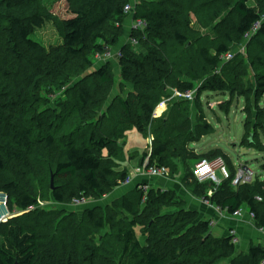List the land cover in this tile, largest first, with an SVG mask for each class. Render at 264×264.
I'll return each instance as SVG.
<instances>
[{"label":"trees","instance_id":"trees-1","mask_svg":"<svg viewBox=\"0 0 264 264\" xmlns=\"http://www.w3.org/2000/svg\"><path fill=\"white\" fill-rule=\"evenodd\" d=\"M60 1L0 0V192L22 211L0 223V264H262L263 245L239 251L234 235L214 236L211 220L184 208L170 188L141 184L81 216L39 203L52 175L60 178L49 190L58 203L103 198L125 183L124 145L135 129L154 137L142 165L166 167L171 176L182 165L194 194L231 214L247 206L264 228L262 176L233 184L237 168L221 148L190 146L213 128L189 116L194 92L228 93L248 105L264 97V0H66L68 16L53 10ZM127 4L147 24L131 29L137 44L121 46L127 93L111 96L115 67H93L92 59L122 40ZM50 22L62 42L33 37ZM172 92L180 98L154 117ZM259 113L256 131L264 125ZM252 147L264 149L260 141ZM219 156L230 178L199 181L193 161Z\"/></svg>","mask_w":264,"mask_h":264},{"label":"rangeland","instance_id":"rangeland-1","mask_svg":"<svg viewBox=\"0 0 264 264\" xmlns=\"http://www.w3.org/2000/svg\"><path fill=\"white\" fill-rule=\"evenodd\" d=\"M250 3L256 5L257 1L251 0ZM134 4L135 5L137 4V0L134 1ZM53 10L55 12H58L61 16H68L69 9H68L67 1L63 0L57 2V6H54ZM132 25H133V18L131 15H128L123 23V28H124L123 38L116 46L112 48L111 53L113 54H111L109 59L105 58L104 56L103 57L95 56L92 59L94 63L93 67L106 64V62L109 61L115 67L114 72L116 73L117 79L112 87L111 96L120 92V89L122 90L120 63H119L120 57L118 55V52H120L121 49L119 46L122 45L128 39L127 34L131 32ZM33 37L45 42L47 45L56 44L63 41V37L58 33L57 28L54 26L52 22L47 23V25L43 28L37 29L33 33ZM122 91L127 93V90H122ZM61 92L62 91H60L59 94ZM62 94H63L62 98L66 100L67 99L66 95H64V93ZM177 94L178 93L176 92H172L171 97L166 98L165 101L161 104L164 105V107L161 109H159L161 105L157 107V109L155 110V115L157 117H161L163 115L168 114V112L170 111V106L173 105V100H176V98H180L178 97ZM56 97L57 95L52 96V98L55 100L57 99ZM181 97L183 99L186 96H181ZM189 102H190L189 116L191 117L193 123L196 124L197 121L208 122L212 125L213 128V132L205 135L204 138H202L199 141V143L195 142L190 146L193 149H197L198 151L201 152H206L216 148H221L228 155V157L232 159V161L236 165L235 168H237V170L241 166H247L254 171L255 175L260 174L262 176L261 178L264 179V149H257L255 147H252V145H255L256 142L259 141L264 145V125L261 126V129L257 131L255 129L256 124H259L260 126L261 123L263 122L262 121L259 123L260 117H258V112H260L259 115L261 117L264 116V97L261 98L258 104L253 99L252 101L253 104L248 105L246 100H244L243 98L231 97L228 93L204 92L200 97H198L197 92H194L193 94L189 95ZM55 104L56 103H51L50 106L54 107ZM202 114L205 115V119H202L201 116ZM245 121L248 122L246 128H245ZM148 139L149 142H152L154 139L153 135H150ZM127 142H128V136L126 138L125 144ZM126 148L124 149L126 150ZM132 149H134V146H130L128 148V151ZM137 149H139V153L141 155L139 160L140 162L145 153L151 154L152 146L148 145V147L146 148L144 146L143 147L138 146ZM135 153L136 152H133L132 154ZM125 156H126L125 159L126 161L129 158V156L126 155V153ZM201 159L203 160V158H200L197 161H193L194 165L198 164L201 161ZM135 162L137 164L138 159ZM136 164H133L132 162H126L122 164V169L124 170L127 169L129 172H131L132 166ZM180 171L181 173H185L182 165L180 166ZM168 174H170L169 169H168ZM217 175L220 178H223L219 170L217 171ZM169 176L170 175L168 176L166 175V177ZM52 178L54 181V185L58 186L57 183L58 180H60V178L55 175L50 176L48 181L49 185L51 186ZM72 180L73 179H68L67 182L72 183ZM50 186L44 188L46 190L45 194L47 196L45 197V200H40L39 203L40 206L47 209H53V208L59 209L65 211L66 213L77 212L81 216L86 208L94 207L95 204H97L96 202L98 201L101 202H99L97 205L102 204L103 206L107 205L106 202H110V203L112 202L111 201L112 197L109 198L104 197L103 200L102 198L95 199L92 197H87L86 198L87 202L81 205L73 204L72 200L66 203H58L55 201V199L52 196L51 193L52 191L50 189ZM41 191L42 192L44 191L43 188L41 189ZM116 195H119L117 198H120L124 194H120V192H116L114 193V197H116ZM5 199L7 200L6 207L10 212L9 218L18 216L22 213V211L18 207L12 206L15 202L14 199L11 200L8 197L6 198L4 194H0V200H1L0 203L2 205ZM2 205H0V212H5L6 209L5 207L3 208ZM102 233H104V231H102ZM141 241L144 243L145 242L144 238H141ZM262 243L264 242L262 241ZM238 250L240 251V248H238Z\"/></svg>","mask_w":264,"mask_h":264},{"label":"crops","instance_id":"crops-1","mask_svg":"<svg viewBox=\"0 0 264 264\" xmlns=\"http://www.w3.org/2000/svg\"><path fill=\"white\" fill-rule=\"evenodd\" d=\"M127 35L128 39L123 44L129 42L130 40L129 33ZM122 45H120L119 47L121 48ZM155 117L157 116L155 115ZM148 138L143 137V135L135 129L132 130V132L128 133V142L124 145V148H127L126 150H124L126 151L125 153L129 156V158L122 164L126 162H132L133 164H136L135 161L137 159L138 163L132 166L131 172H129L127 169H123L129 174L126 182L122 183L120 186L113 189L112 192L105 195V198L112 197L111 201H114L113 199H117V197L119 196L116 195V197H114V193L120 192V194H125L141 184H147L148 186L153 188H170L175 190L178 195L184 200V208L197 210L200 214V219L202 220H211L212 233L214 236H232V233L235 231V238L238 240L237 247L240 248V251L247 252L252 244H261L264 246V243H262V241L264 242V232L260 231L256 226L255 219L250 215V211L247 206H244V208H242L241 215H234L229 213L227 209H221L219 206L205 199L204 197L197 196L190 188L186 187L183 183L186 174L185 169V173H181L180 171V173L176 176H171L170 174H168L170 175L169 177L154 176L145 171L143 165L141 164V161L139 162L141 155L137 147L144 146L146 148L148 147V145L152 146L153 141L149 142ZM202 138H204V136ZM130 146H134V149L128 151V148ZM195 150L197 152H201L197 149ZM133 152L136 153L132 154ZM196 165L197 164L194 165V163H192L193 171L195 170ZM104 197L102 198V200L104 199ZM99 202L101 201H98L96 203L98 204ZM109 203L110 202H106V204ZM97 204H95V206Z\"/></svg>","mask_w":264,"mask_h":264},{"label":"built area","instance_id":"built-area-1","mask_svg":"<svg viewBox=\"0 0 264 264\" xmlns=\"http://www.w3.org/2000/svg\"><path fill=\"white\" fill-rule=\"evenodd\" d=\"M125 11L126 13H128L129 15H131L133 17V14L135 12L134 10V5L132 4H127L125 6ZM146 21L142 20V19H133V25L132 28L133 29H144L146 27ZM257 30V28H255V31ZM133 44H137L138 41L136 39H131L130 40ZM111 50L108 51V53L105 55V57L107 59H109V57L111 56ZM119 57H121V50L120 52H118ZM233 53H228L226 55V60H230L232 59ZM147 161L146 163L143 165V168L145 171H147L148 173L152 174V175H156V176H166L168 175V168L166 167H159V166H152V167H147ZM220 171L222 174L223 178H220L217 175V171ZM195 176L197 177V179L199 181H212L213 183H215L216 185L220 184L222 180L226 179V178H230V170L226 164V161L223 157L219 156L216 157L214 159L208 160V159H204L201 160L195 167V170L193 171ZM255 173L252 169H250L247 166H241L236 173L235 178L233 179V184L237 185V184H241V183H247L253 180V178L255 177ZM7 196V195H6ZM5 196V197H6ZM7 198V197H6ZM73 204L75 205H81V204H85L87 202L85 197H80V198H74L72 200ZM1 204V203H0ZM7 204V200L5 199L3 201V206L5 207L6 211L5 212H0V221L1 222H5L9 219L10 217V212L6 207ZM242 214V209L235 211L234 215H241ZM250 215L252 216V218L255 217V215L253 213L250 212ZM260 231L264 232V228L261 227L259 228ZM235 231L232 233V235L235 236ZM234 241L237 242L238 240L236 238H234ZM262 264H264V261L262 262Z\"/></svg>","mask_w":264,"mask_h":264},{"label":"water","instance_id":"water-1","mask_svg":"<svg viewBox=\"0 0 264 264\" xmlns=\"http://www.w3.org/2000/svg\"><path fill=\"white\" fill-rule=\"evenodd\" d=\"M154 116H155V114H154ZM51 187H52V189H54V181H53V178H52V181H51ZM0 194H4V195L6 196L5 193H0ZM6 197H7V196H6Z\"/></svg>","mask_w":264,"mask_h":264},{"label":"bare ground","instance_id":"bare-ground-1","mask_svg":"<svg viewBox=\"0 0 264 264\" xmlns=\"http://www.w3.org/2000/svg\"><path fill=\"white\" fill-rule=\"evenodd\" d=\"M163 107H164V105H161L159 109H161V108H163ZM0 202H1V200H0ZM0 205H2V204H0ZM2 206H3V205H2ZM3 208H4V207H3Z\"/></svg>","mask_w":264,"mask_h":264},{"label":"clouds","instance_id":"clouds-1","mask_svg":"<svg viewBox=\"0 0 264 264\" xmlns=\"http://www.w3.org/2000/svg\"><path fill=\"white\" fill-rule=\"evenodd\" d=\"M154 114H155V112H154ZM155 117V116H154Z\"/></svg>","mask_w":264,"mask_h":264}]
</instances>
